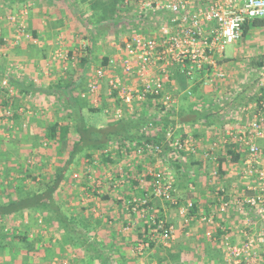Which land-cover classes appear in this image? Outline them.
<instances>
[{
	"label": "crops",
	"instance_id": "1",
	"mask_svg": "<svg viewBox=\"0 0 264 264\" xmlns=\"http://www.w3.org/2000/svg\"><path fill=\"white\" fill-rule=\"evenodd\" d=\"M96 1H104V10L99 9L98 12L95 7ZM115 2L116 0H0V66L4 67L0 83L1 79L8 80L7 88H0V141L7 144L12 136L9 133L16 135L19 132L18 128L10 131L12 127L8 125V119L11 112L15 111L20 117V129L25 131L28 128L31 136H38L40 127L30 125V120L41 114L45 115L46 119L52 118L54 110L63 111L65 105L63 100L67 96H70L71 101L77 102L76 106L86 126L97 129L107 126L110 122L109 115L113 114L119 105L111 96L105 81L98 84L96 94H89L87 87L95 74L94 70L98 67L105 68L103 63L106 59L109 62L118 57L113 48L115 43L126 40L132 30L121 26L114 32L109 25L103 27L101 17L105 16L103 13L111 11ZM133 15L135 16V11L131 17ZM20 27L23 28L22 31ZM24 33L29 34L31 39L27 40ZM72 54L74 62L71 61ZM93 66L96 69L91 70ZM199 77L195 76L193 81L182 76L171 79L168 87L173 86L174 89L171 88L170 93L176 100L173 119L177 120L181 113L189 122L170 126L163 134L164 144L168 140L166 136L168 130L174 133L172 138L191 137L196 145L194 153L183 152L173 158L168 156L167 160L162 153L155 158L146 155L136 156L132 152V155L125 159L126 167L131 174H124V179L123 169L120 164H116L117 162L103 166V162L98 163L99 159L96 158L94 166L90 167L91 165H86V161L82 159V175L85 174L82 186H93V190H97L98 186H120L119 182L134 188L144 186L143 192L138 193L139 198L146 199L148 203L143 216L130 212L115 200L106 201L102 208L96 204L98 218L95 220L104 225L91 232L90 236L101 240L105 246H108L107 243L114 244L115 251L127 256L126 264H224L223 239L227 236L232 244H238L242 240L239 232L243 227L244 216L251 215L252 211L237 213L230 199L234 195L247 193L245 186L248 182L241 175L240 157L233 151V145L223 143L224 128L231 124L229 114L235 106L230 102L220 106L211 103L213 97L210 99L211 94L204 91L205 88L199 91L197 88V91L193 92L195 96L189 97L190 101L183 99L187 90L192 93L190 88L199 81ZM25 87L30 88L28 94L23 93ZM254 96L255 100V93ZM240 104L245 105L247 102ZM192 110L198 111L196 114L201 117L195 119L191 114ZM122 111L130 112L126 108H122ZM95 113L101 114L102 119L94 117ZM144 113L146 112L140 113L143 118L156 117L155 113L151 115ZM60 115L61 113L58 114ZM161 117L162 115L156 119L160 120ZM225 117H229L230 123ZM145 134L152 136L150 132ZM31 140L28 142L31 143ZM258 143L263 147L264 139ZM23 147L20 142L21 158L14 156V162L21 161L22 156L25 159L29 158L31 146ZM5 152L0 154L2 163L5 160ZM37 152L39 159L47 155L36 149L32 154L35 160H38ZM133 160H136L135 163L137 162L140 168L132 163ZM54 161L52 157V162ZM14 162L7 165L18 169L20 162L17 165ZM16 169L14 175L17 176L19 173ZM99 169H102V172ZM156 170H165L171 175L178 204H183L187 200L193 202L194 209L190 217L179 215L177 206L151 197L149 174ZM101 188L103 191L104 187ZM85 190L82 187V191L86 192ZM219 190H225L227 196L225 198L216 196ZM221 200L228 203L224 210L221 208ZM82 206L92 207L91 204ZM202 215L212 218L209 222H204L200 219ZM27 217L26 212L22 217H18L16 230L20 227L19 224L27 222ZM151 218L156 222L162 221L165 227L171 228L172 238L164 245L162 240L152 239V234L149 235L153 245L137 259L134 252V247L139 242L137 234L145 232V229L147 234L151 233L154 225ZM7 219H0V222L11 223V220ZM114 230L116 232L112 233ZM41 231L39 226L27 229L29 234L31 232L41 234ZM206 233L211 236H207ZM55 234L57 233L48 232L43 236L50 238L52 245L55 244L52 250L57 254L48 264H61V260H68L67 264H71L74 261L72 257L81 254V251L58 246L57 240L61 235ZM105 251L109 252L107 247ZM116 257L117 253L110 264H115ZM93 264L98 262L95 261Z\"/></svg>",
	"mask_w": 264,
	"mask_h": 264
},
{
	"label": "built area",
	"instance_id": "2",
	"mask_svg": "<svg viewBox=\"0 0 264 264\" xmlns=\"http://www.w3.org/2000/svg\"><path fill=\"white\" fill-rule=\"evenodd\" d=\"M125 3L136 9L132 17L134 22L146 21L144 25L151 29L149 34L134 33L124 40L119 57L109 61L110 67L117 62L121 75L109 76L106 69L97 70V77L107 80L109 92L115 93L120 102L112 114L115 120L122 118V108L131 112L147 101L159 104L160 114L156 117L175 111V97L167 91L171 79L182 76L193 81L197 75L210 82L215 77L223 78L219 64L226 60L224 47L240 39L243 27H248L250 21H264V0H125ZM2 83L7 84L6 81ZM87 89L89 94H96L97 82L92 80ZM256 89L252 105L231 110V127L223 134V143L233 145V151L240 157L241 175L248 182L247 193L234 195L230 200L237 213L252 211L251 215L244 216L239 232L242 240L238 244L230 243L227 236L223 239L224 264H264V147L258 143L264 139V59L257 73ZM185 93L191 95L190 90ZM150 128L152 122L142 131ZM166 136L174 152H195L196 145L191 137L172 138L170 130ZM161 152L162 145L151 143L135 149L136 156L156 158ZM149 175L151 197L177 206L179 215L190 217L193 202L187 200L178 204L171 175L165 170ZM216 196L225 198L227 192L219 190ZM220 202L223 210L228 207L224 200ZM129 204L131 212L144 215L146 199L133 197ZM211 218L200 216L204 222ZM151 220L155 226L151 238H159L167 245L172 238L171 228L165 227L162 221ZM150 242L151 239L138 242L134 252L142 255L149 249ZM61 264L67 261L61 260Z\"/></svg>",
	"mask_w": 264,
	"mask_h": 264
},
{
	"label": "trees",
	"instance_id": "3",
	"mask_svg": "<svg viewBox=\"0 0 264 264\" xmlns=\"http://www.w3.org/2000/svg\"><path fill=\"white\" fill-rule=\"evenodd\" d=\"M127 18L130 17L128 16ZM129 22H131L130 24L134 23L133 19ZM263 23V20H254L252 22L253 26H260ZM247 30V26L243 27L242 35H244ZM107 62L108 59L103 63L105 67L103 69L108 71L109 76L114 75L112 70L109 69L110 66ZM259 66H261V63ZM3 72L4 67L0 66V76ZM96 73L97 70L91 80L96 81L97 84L101 81H105L107 85V80L105 78H98ZM197 83L199 85L200 82L197 81ZM68 86L70 87L71 85ZM29 90L30 88L28 87L23 90V93L28 94ZM192 91L196 92L197 87ZM111 96L114 97L115 102L119 105L120 102L116 99V94L111 93ZM186 96H184L183 99L190 101L189 99L193 97V93H191L190 96ZM63 101V103H65L63 111L54 110L52 112L51 121L47 120L43 114L35 117L36 119L34 118L32 121L30 120V125L32 124L40 127V133L37 134L38 136H31L27 131L28 128L25 131L19 128L21 119L15 114V111L11 112V116L8 119V125L12 127L10 131H15V129L18 128L19 132H17L18 134L16 133V135L9 133L10 136H12L7 144L0 141V154L6 151L4 163L0 162V172L2 173L0 175V219L6 220L10 217H22L24 212L28 214V217L27 222L24 224L22 223L17 230L13 228L5 230V227L0 224V264H48L49 260L51 261V259L57 255L56 253L54 254L52 250L55 244L52 245L50 238H44L42 232V234L36 233L31 236L27 232V229H34L36 226L40 228L43 227L45 229L44 234L51 232V230H56V235H61L57 240L58 246L81 251V254L78 253L79 255H76V259L72 261L71 264H93L95 261H97L98 264H110L116 253L117 257L114 263L126 264L127 256L119 254L117 250L115 251L114 244L107 243L108 246H105L102 244L101 240H96L90 236L92 231H95L96 228L104 224L94 219V216L89 212L88 206L79 207L78 210L73 212L67 204L70 201L69 195L66 194L67 188L71 186L62 185L66 183L68 185L72 181L77 183L79 188L84 187L86 189L85 191L90 192L92 197L98 195L97 193L99 191L93 190V186H82V183L80 185L78 182V177H85V174L84 176L82 175V162L80 166L78 165L79 162L82 161L81 159H85V164L88 166L91 165L90 167L94 166L93 163L96 161V158L99 159L98 163L103 162V165L106 166L119 162L124 174L129 175L131 173L126 167L127 160L125 159L129 155H132V152L135 154L137 145L142 147L144 144L150 142H152L151 144L162 145L161 153L165 159H167L168 156H170L169 158H173L180 154L179 152H174L170 141L165 142V144L163 143V134L170 126L182 125L189 122V119L181 115V113L178 115L177 120L173 119L175 116L173 112L162 115L160 120L156 119V117L143 118L138 109L133 113L123 112L122 118L118 120H115L112 114L109 113L110 122L106 127L97 129L86 126L80 115L79 108L76 106L77 102L75 101V103L74 100L71 101L70 96L64 97ZM195 110H192L191 114L195 119H199L201 116H199L198 113L196 114L198 111ZM59 113L62 114L58 116ZM148 122H152V128L147 130L152 136L142 131L143 127ZM29 139H32L31 143L28 142ZM20 142L24 145L23 148L31 146V148H29V158L34 154V150L39 147L45 148V146H47L49 149L56 152L53 156L55 161L52 163V169L46 170L50 162V154L40 158L39 162L35 160L34 164L37 163L38 165V173L36 175L39 176L42 181L40 185H43L39 186L37 190L31 193L24 191L21 180H15L17 183L15 185L13 183L14 181H8V186L2 185L3 180L6 181L16 169L15 166H8L7 164L14 162V156H20ZM63 154H66L64 159ZM22 157V160L19 161L20 163L14 162L16 165L19 163L16 171L19 174H27V170H23L25 166V157ZM26 160L28 161L29 159ZM135 161L136 160H133L132 163L136 164L137 168H140V165H138L137 162L135 163ZM73 165L76 166L78 173L74 174L73 177L68 176V172ZM43 169L44 172L46 170L49 174L45 175ZM35 177L36 176H32L31 178L34 180ZM106 187L108 192L105 191L101 194L102 200H114L112 192L110 191L113 190L116 194L118 192L116 189H112L114 186H104V188ZM60 193L63 199H60ZM123 194L124 192L121 195ZM134 196L139 197L138 191L136 194H131L129 197L124 196L126 202H128L126 209L129 211L131 207L129 202ZM88 203L91 204L93 202L90 201ZM34 215L36 217H34ZM147 228H149V226ZM154 229L155 226L153 225L150 234L146 233L147 229H145L143 233H138V241H149V235L154 232ZM111 232L115 233L116 231L114 230ZM151 245H153V243L150 242L149 246ZM105 247H107L108 253H106Z\"/></svg>",
	"mask_w": 264,
	"mask_h": 264
},
{
	"label": "rangeland",
	"instance_id": "4",
	"mask_svg": "<svg viewBox=\"0 0 264 264\" xmlns=\"http://www.w3.org/2000/svg\"><path fill=\"white\" fill-rule=\"evenodd\" d=\"M95 7L98 10V12H99V9L104 10V1L103 2L96 1ZM134 11H136V9L132 4H126L125 0H116L114 6L111 8V11L103 13V15H105V16L102 15L103 17H101V20L103 21L102 25L104 28L107 25L111 26L114 32L118 29V27H121V26H123L127 30L132 29V30H130L131 33L127 38H129L134 33H138V34H140V36L143 34H146V33L149 34V30L151 29V27L144 25V23L146 21L134 22V20H133L134 23L130 24L131 22H129V21L133 19L131 17V14ZM106 14H109V15H106ZM128 16L130 18H127ZM152 20L153 19H151L150 21H152ZM115 22H116V24H115ZM252 22L253 21L249 22L247 32L244 35H241L240 39H238L237 41H234L231 44H227L224 47L223 57L227 61H223L219 64V71L221 73H223L224 77L219 79V78L214 76L216 79L214 78L210 82H208V81H205L204 76H200L199 81H198V82H200L199 85L196 81L195 85L190 88L191 90L195 89L196 87L198 88V91L201 88H205L204 91L211 94L210 99L213 97L211 99V103L218 104L219 106L225 102H230V103H233L235 106L234 108L237 109L239 107V105L243 106L240 103H243L245 101L249 105H252L254 103V99H253L255 97L254 93L255 94L257 93L256 77H257V73H258L259 67H260L259 64L262 63L263 59H264V23L260 26H253ZM153 24L155 25L156 22L154 21ZM22 30H23V28H21L20 31H22ZM24 34H26V33H24ZM22 38L24 39V37H22ZM26 39L30 40L28 38H26ZM122 47L123 46H122V43H120V41L115 43V45L113 47V48H115V50H116L115 53L118 54V57L120 55V51H121ZM72 58L73 59H71V61L74 62V55L73 54H72ZM113 60H115V59H113ZM116 63L115 64L113 63V65L109 69L112 70L114 75H121V69H119V65ZM100 68L98 67V69H100ZM94 69H96V67L93 66L91 70H94ZM98 69H96V70H98ZM96 70H94V73ZM9 72H12V71H9ZM3 81H7V83H8V80L6 78L1 79V83H0L1 87L0 88H2V87L7 88V84L3 85V83H2ZM171 88L174 89L173 86H171V87L167 86V91L172 92ZM192 93H193V91H192ZM194 96H195V94H194ZM247 104H245V105H247ZM158 107H159L158 103L149 101L145 104H138L137 106H135V109L133 111H131L130 113H133L136 109H138V110L140 109L139 110L140 112H146L144 114L151 115V114L155 113L156 115H154V116H157L158 114H160V110ZM142 109H145V110H142ZM94 115H95L94 117L102 119L101 114L95 113ZM94 117H92V118H94ZM226 119L230 123L229 117ZM47 120L51 121V118H47ZM229 127H231V124H229L228 127L224 128L223 133H225L229 129ZM172 136H174V133L172 134ZM40 150H41V152H45V154H47V155L50 154V156H51V157L49 156L50 162H49L48 166L46 167V170L52 169V167H53L52 166L53 165L52 164L53 163L52 157L54 156V153L56 154V152L52 149H49L47 146H45V148L44 147L43 148H41V147L37 148V151H40ZM38 154L39 153L37 152V158H38V160H40ZM31 156H33V157H31ZM31 156H30V158H28L29 159L28 161L26 159H24V165L25 166H24L23 170H27L28 175L21 173V174H18L16 176V175H14V173H12L10 175V177L6 179V181L3 180V182H2L3 186H8V184H7L8 181H14L13 183L15 185V184H17L15 182V180H17V181L21 180L23 183L24 191L31 193V192L37 190V188L39 186L43 185V184L40 185L42 183V181L40 180V177L36 175L38 173V171H37L38 165H37V163H36V165L34 164L35 157H34V155H31ZM65 157H66V154L65 155L63 154V159ZM38 160H37V162H38ZM81 162L82 161L79 162V164H78L79 166L81 165L80 164ZM44 163H45V161H44ZM116 164H120V163L117 162ZM103 166H106V165H103ZM46 170L44 172V169H43V173L45 175H48L49 172H47ZM99 171L102 172V169H99ZM104 172L107 173L108 171H104ZM76 173H78V170L76 169V166L73 165L68 172V176L73 177V175ZM96 173H98V172L96 171ZM1 174L2 173L0 172V175ZM45 175H43V176H45ZM32 176H36L34 179L35 181L31 178ZM108 176H109V174H108ZM108 178L109 177H107V179ZM122 178L123 179L125 178L124 173L122 174ZM77 179H79L78 182L81 185L82 176H81V178L78 177ZM99 180H101V179H99ZM119 185L120 186L112 187V189H114V190L116 189V191L118 192L117 194L113 190L110 192H112V195H113L115 202H117L118 204L124 205L125 208L128 206L127 205L128 202H126L124 196L128 197L131 194H134V193L136 194L137 191L140 194L141 192H143V189H144V186L140 187V188H139V186H136L134 188V186H125L121 182H119ZM62 186H71L70 188H67L66 194L69 195V201H70L67 204L73 210V212L75 210H78L79 207H82V205L90 204L88 202L92 201L93 202V203H91L92 207L88 208L89 212L93 216H95L94 219L98 218V216L96 215V213L98 212V209H96L97 208L96 204L101 206V208H102L103 203L106 202L105 200H102L101 194H103L102 192H105V191L108 192L107 187L104 188L102 191L101 187H104V186H98V189H97V191H99L97 193L98 195L95 197H92L90 192H83L82 188H79L77 183H75V182L71 181L70 184L67 185V183H66V184H63ZM123 192H124V194L121 195ZM61 195L62 194L60 193L59 196H61ZM134 197H136V196H134ZM139 197H137V198H139ZM147 198H148V200L150 199V197H147ZM60 199H63V196H61ZM34 217H36V216L34 215ZM7 220H9V221L11 220V223H6L4 221L0 222V224L5 227V230H8L10 228L15 229V227L17 226V221L19 219L16 217V218H11V219L8 218ZM23 220L26 221L25 218ZM19 225H21V224H19ZM10 226H12V227H10ZM41 229H42L41 232L44 234L45 229L43 227ZM97 229L98 228H96V230ZM51 232L56 233L57 231L51 230ZM92 232H94V231H92ZM121 233H122V230H121ZM31 235H33L32 232L30 233V236ZM135 255H137V254H135ZM136 257H138L137 259H139L141 257V255H137V256H135V258ZM72 259L75 260L76 256L74 255L72 257ZM137 261L139 262V260H137Z\"/></svg>",
	"mask_w": 264,
	"mask_h": 264
}]
</instances>
